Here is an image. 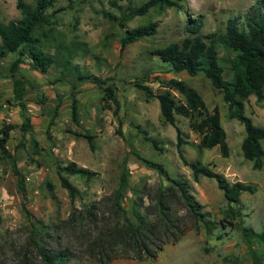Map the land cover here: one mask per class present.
Wrapping results in <instances>:
<instances>
[{
	"label": "rangeland",
	"instance_id": "obj_1",
	"mask_svg": "<svg viewBox=\"0 0 264 264\" xmlns=\"http://www.w3.org/2000/svg\"><path fill=\"white\" fill-rule=\"evenodd\" d=\"M33 4L34 0H23ZM144 0H55L52 7L51 31L43 48L53 53L57 46L83 43L84 50L76 49L71 65L101 82H80L75 88L71 69L62 71L52 64L44 72L20 67L27 71L31 86L26 87L23 102L29 127L21 131L19 107L12 99V84L7 78L10 61L16 54H8L0 61V127L14 124L5 146L14 154L24 179V194L16 185L9 164L0 158V264H13L12 253L23 247L31 230L39 226L41 241L51 247H67L71 256L66 264H100L86 250L78 229L70 224L71 214H77L91 203H97L99 212L108 216L109 196L118 187L124 167L125 187L120 196V208L109 220L122 226L125 220L133 221V210L146 222H154L160 215L156 191L167 183L166 177L183 181L190 196L198 203L200 218H193L176 200L169 201V215L173 226L169 237L156 250L155 256L137 259L134 251L126 250L116 242L115 257L103 264H252L247 246L239 231L232 229L226 216L227 204L214 179L199 176L193 180L176 151L175 127L186 143L181 153L186 161L199 159L203 164L223 174L229 181H242L256 186L253 193L241 192L239 213L232 223L242 221L254 231L264 226V167L250 168L240 152L243 127L235 119L227 118V108L221 93L211 86L201 73L189 76L173 72L149 51L186 35L184 25L197 15L202 17L201 34L222 31L225 20L241 15L255 0H184L182 8H167L162 13L150 10L142 17H134L126 27L143 21H156L154 34L145 36L119 48L122 29L107 20L102 11L118 15L111 4L124 7L127 2L139 5ZM16 0H0V22L17 19ZM62 10H57L59 8ZM223 78L230 79L229 65L233 53L217 47ZM181 79L201 96L208 111L217 108L220 124L225 132L228 154L223 157L216 146L197 148L199 136L189 128L188 118L174 115V124L159 118L158 101L146 98L135 83L147 85L152 92L162 91L161 80ZM111 85L118 103L114 113L112 102L106 106L102 88ZM260 102L250 95L244 104L245 114L252 122L264 128V85ZM176 100L182 97L171 90ZM75 99V116L71 115V99ZM50 119L52 120L49 123ZM158 141L160 149L153 148L136 127ZM84 134L91 136L93 150L88 148ZM264 147V140L261 142ZM143 160L157 163L162 171L149 167ZM69 161L96 172L89 180L69 176L78 194L70 199L59 185L56 166ZM124 165V166H123ZM123 166V167H122ZM93 239L95 232L90 233ZM98 245V243H97ZM251 246L264 249L252 241ZM150 248L153 249L152 246ZM261 264H264L262 262Z\"/></svg>",
	"mask_w": 264,
	"mask_h": 264
},
{
	"label": "trees",
	"instance_id": "obj_2",
	"mask_svg": "<svg viewBox=\"0 0 264 264\" xmlns=\"http://www.w3.org/2000/svg\"><path fill=\"white\" fill-rule=\"evenodd\" d=\"M55 0H34L28 4L23 0H16L15 7L19 12L17 19L0 22V61L8 54L15 53L7 69V78L12 84V99L19 107L22 117L18 129L21 131L29 127V119L25 115L23 97L26 87H30L27 71L20 67L26 63L27 69L46 72L52 64L62 71L71 69L75 80L71 88H75L80 82H92L100 84L97 77L85 74L71 65L72 54L76 49L84 50L83 43H71L69 46H57L53 53L44 50V42L49 40L52 30L49 26L54 11H47L52 7ZM184 0H144L139 5H131L129 2L124 7L111 2L118 9V15L102 11L103 17L116 23L122 29L118 39L119 48L133 43L156 31V21L146 20L134 27H126V23L134 17H142L150 10L157 14L167 8L177 11L182 8ZM59 8L57 10H62ZM202 17L188 19L184 25L186 35L179 41L170 42L162 47L155 48L148 54L155 55L160 61L166 63L173 72H185L189 76L201 73L209 79L211 86L221 93V99L227 108V118L235 119L243 127V136L240 141L242 157L249 161L250 168L259 170L264 167V128L255 125L252 119L245 114L244 104L250 95L257 102L262 101L264 85V0H255L241 15H235L225 20L222 31H212L206 34L200 33ZM222 46L233 53V59L229 65L230 79L223 78V67L219 63L217 47ZM163 89L158 93L145 84L135 83V87L142 90L146 98L155 97L158 101L159 118L162 122L174 124V115L188 118L189 128L199 136L197 148H211L216 146L221 156L228 154V145L225 132L220 124L217 108L208 111L205 103L198 92L181 79L168 78L161 80ZM106 106L112 102L113 112L118 108L111 85L102 88ZM171 90L181 95L182 100H176ZM75 99H71V115L75 116ZM51 119L49 123H51ZM14 124L3 123L0 127V158L9 164L11 173L16 178L18 191L24 194V179L18 169L14 154L5 146V141ZM143 134L153 148L160 149L158 141L149 137L145 130L136 127ZM176 151L181 162L191 172L193 180L199 176L212 178L227 204L226 216L234 220L239 213L240 193H253L256 186L252 183L233 181L229 182L223 174L203 164L199 159L186 161L181 153V145L186 143L182 138L181 131L175 127ZM88 148L93 150L91 136L84 134ZM149 167L162 171L159 164L143 160ZM124 166V165H123ZM122 166V167H123ZM56 174L59 185L66 190L70 199L77 194V188L72 185L68 177L76 176L89 180L96 175L95 171L77 166L69 161L56 166ZM126 173L124 167L120 173L118 187L111 195L104 197V201L110 202L109 215L104 216L99 212L97 203H91L79 213L71 214L70 224L78 229L80 238L86 244V250L93 255L98 263L103 264L115 257L116 242L126 250L134 251L139 260L143 257L155 256L163 243L173 234L171 226L172 217L169 215V201L176 200L190 213L193 218H200L201 213L197 210L198 203L190 196L187 186L183 181L166 177L167 183L156 191V202L160 215L154 222H146L142 216L133 210V221L125 220L122 226L115 220L110 223L111 216L120 208L121 192L125 187ZM107 201L105 203H108ZM228 224L232 229L239 231L247 246V254L252 264L264 262V249H256L251 246L255 241L264 245V226L260 231H254L244 225L239 219ZM31 230L23 247L12 253L13 264H66L71 256L67 247H51L44 244L38 234L39 226ZM95 232L93 239L90 233ZM98 243V245H97ZM150 246L153 247L150 248Z\"/></svg>",
	"mask_w": 264,
	"mask_h": 264
}]
</instances>
